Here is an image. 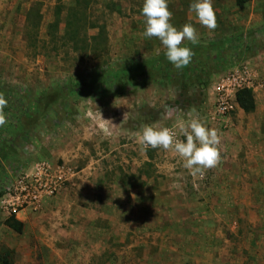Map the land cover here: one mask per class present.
<instances>
[{"label": "rangeland", "instance_id": "1", "mask_svg": "<svg viewBox=\"0 0 264 264\" xmlns=\"http://www.w3.org/2000/svg\"><path fill=\"white\" fill-rule=\"evenodd\" d=\"M191 2L168 0L171 23H192L197 45L208 46L183 95L157 74L122 95L78 99L74 92L71 115L62 119L58 101V117L51 111L39 121L24 145L30 162L23 169L68 164L55 157L62 147L86 151L66 160L78 174L38 209L20 218L0 200V254L11 249L13 264H264V0L244 7L212 0L214 30L197 21ZM142 5L0 0V88L34 96L103 62L162 55L160 41L143 36ZM235 78L253 90L255 111L245 112L234 97L232 108L219 110V87L232 91ZM190 118L218 130L215 167L193 176L174 151L141 150L137 133L145 125L173 127ZM7 169L14 171L0 158V175ZM12 214L22 232L6 224Z\"/></svg>", "mask_w": 264, "mask_h": 264}, {"label": "trees", "instance_id": "2", "mask_svg": "<svg viewBox=\"0 0 264 264\" xmlns=\"http://www.w3.org/2000/svg\"><path fill=\"white\" fill-rule=\"evenodd\" d=\"M249 1L236 0V4L239 7H244ZM68 24L71 25V21ZM190 48L194 53L191 60L192 68L187 65L182 69H176L163 53L160 56L145 59L134 58L118 63L103 62L92 67L87 73L60 81L51 89L40 91L38 95L34 96L33 90L18 87L7 90L0 88V94L8 102L4 109L8 123L0 127V158H5L14 168L12 173L9 172V169L2 170L0 175L1 189L13 174H17L29 164L30 159L28 161L25 158L30 156L24 145L32 138V132L36 131L39 121L44 116H48L52 111L54 116L58 117L59 112L54 106L55 103L62 101L63 119L64 115H71L74 112V105L70 103V96L74 92H76L77 95L75 96H78V99L81 97L98 98L106 95H122L134 92L141 78L155 77L157 74L168 77L171 82L177 84L180 94L183 95L188 90L187 82L189 80L196 81L194 71L196 63L194 62L208 46L193 45ZM236 100L245 112L255 111L256 100L251 88L239 89L236 93ZM190 102L188 101V103ZM53 120L56 121V119ZM6 224L17 232H22L24 229L23 221L14 214L6 219ZM11 255V249H4L0 254V264H13Z\"/></svg>", "mask_w": 264, "mask_h": 264}, {"label": "clouds", "instance_id": "3", "mask_svg": "<svg viewBox=\"0 0 264 264\" xmlns=\"http://www.w3.org/2000/svg\"><path fill=\"white\" fill-rule=\"evenodd\" d=\"M189 10L202 26L209 30L217 27L212 0H192ZM141 12L144 17L143 36L157 38L165 49L166 59L176 69L186 67L194 53L191 48L183 46L182 42L187 40L192 45L200 42L193 24L186 23L180 28L174 26L168 0H143ZM7 103L6 98L0 94V127L8 123L4 111ZM177 129L179 135L184 137L183 140L178 138ZM137 139L141 150L152 148L174 151L182 159L183 167L193 176L202 175L206 169L215 167L220 161L221 137L218 130L196 118L178 120L173 127L145 125L137 133Z\"/></svg>", "mask_w": 264, "mask_h": 264}, {"label": "built area", "instance_id": "4", "mask_svg": "<svg viewBox=\"0 0 264 264\" xmlns=\"http://www.w3.org/2000/svg\"><path fill=\"white\" fill-rule=\"evenodd\" d=\"M232 91L221 84L219 87V110L225 112L232 108L231 99H236V88L243 87L241 81L233 79ZM231 95V96H230ZM78 171L69 164L53 167L47 161H39L29 169L12 175L1 190L2 205L11 213L18 214L27 209H38L48 197L61 191L72 181Z\"/></svg>", "mask_w": 264, "mask_h": 264}, {"label": "crops", "instance_id": "5", "mask_svg": "<svg viewBox=\"0 0 264 264\" xmlns=\"http://www.w3.org/2000/svg\"><path fill=\"white\" fill-rule=\"evenodd\" d=\"M81 151L82 152L86 151V147H83L82 144H79L77 147H73V146L70 148L62 147L61 149L55 151V157L57 158L61 157L65 160L64 163H68V164L75 166L73 163H71L70 161H66V160H71L72 162L76 161L77 157L80 156ZM51 163L53 164V166H55L56 164L55 162H51ZM22 212L24 213V211ZM20 213H18L17 216L21 218V216L19 215Z\"/></svg>", "mask_w": 264, "mask_h": 264}]
</instances>
